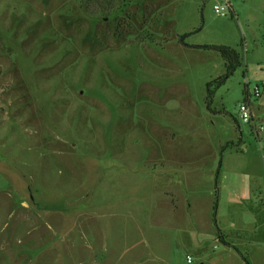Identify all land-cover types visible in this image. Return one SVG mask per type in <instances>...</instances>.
I'll return each mask as SVG.
<instances>
[{
	"label": "rangeland",
	"instance_id": "rangeland-1",
	"mask_svg": "<svg viewBox=\"0 0 264 264\" xmlns=\"http://www.w3.org/2000/svg\"><path fill=\"white\" fill-rule=\"evenodd\" d=\"M187 256L264 264V0H0V264Z\"/></svg>",
	"mask_w": 264,
	"mask_h": 264
},
{
	"label": "built area",
	"instance_id": "built-area-1",
	"mask_svg": "<svg viewBox=\"0 0 264 264\" xmlns=\"http://www.w3.org/2000/svg\"><path fill=\"white\" fill-rule=\"evenodd\" d=\"M230 6L229 4L227 3L226 5L224 6H221V7H218V6H214V10L220 14L221 16H225V12L227 10H229ZM261 95L260 93V89L257 87L255 88L254 90V98L257 99L259 98ZM250 96H246V101L245 103H242L238 106V111H239V114H240V119L242 120V122L244 123H251L252 122V114H251V109H250ZM253 129L255 130V133H257V131H261L263 129L262 126H259L258 129L253 127ZM186 262L187 264H190L191 263V258L189 256L186 257Z\"/></svg>",
	"mask_w": 264,
	"mask_h": 264
},
{
	"label": "trees",
	"instance_id": "trees-1",
	"mask_svg": "<svg viewBox=\"0 0 264 264\" xmlns=\"http://www.w3.org/2000/svg\"><path fill=\"white\" fill-rule=\"evenodd\" d=\"M217 49L226 62L227 74H231L234 70V64H238V56H237L236 52L232 49L227 48V47H219ZM259 132L260 131H257V133H255L254 129L252 131V133L256 139H258V133Z\"/></svg>",
	"mask_w": 264,
	"mask_h": 264
},
{
	"label": "crops",
	"instance_id": "crops-1",
	"mask_svg": "<svg viewBox=\"0 0 264 264\" xmlns=\"http://www.w3.org/2000/svg\"><path fill=\"white\" fill-rule=\"evenodd\" d=\"M258 139H259V133H258Z\"/></svg>",
	"mask_w": 264,
	"mask_h": 264
}]
</instances>
